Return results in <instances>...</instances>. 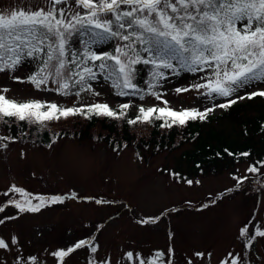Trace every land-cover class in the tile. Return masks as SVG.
<instances>
[{
  "label": "snow or ice",
  "instance_id": "1",
  "mask_svg": "<svg viewBox=\"0 0 264 264\" xmlns=\"http://www.w3.org/2000/svg\"><path fill=\"white\" fill-rule=\"evenodd\" d=\"M13 85L29 86L28 97L12 95ZM257 98L264 99V0H8L0 6V149L26 139L35 144L44 134L42 146L55 151L69 138L66 129L56 126L76 120L108 121L131 130L148 127L163 135L210 123ZM128 139L134 144L135 138ZM108 143L117 157L129 149V142L118 137ZM132 151L143 162L139 146ZM20 154L25 156L23 149ZM223 154L237 164L243 160L244 172L234 169L231 186L209 193L199 204L185 200V209L203 212L251 190L255 204L251 218L238 228L240 250L227 251L218 264H264V253L256 254V245L264 244V157L252 160L250 150L228 148L215 156ZM196 168L204 173L200 164ZM158 171L189 188L203 183L172 169ZM0 195V226L66 201L114 207L117 216L123 208L140 227H158L182 211L173 206L137 216L121 199L81 195L74 187L32 193L12 183ZM7 209L14 214H5ZM84 227L81 238L44 249L46 255H25L19 236L0 235V264H47L48 257L54 264H68L81 251L85 264H212L214 258L212 251L195 249L178 257L169 226L166 250L145 255L129 248L114 260L111 253L101 255L105 224Z\"/></svg>",
  "mask_w": 264,
  "mask_h": 264
},
{
  "label": "rangeland",
  "instance_id": "2",
  "mask_svg": "<svg viewBox=\"0 0 264 264\" xmlns=\"http://www.w3.org/2000/svg\"><path fill=\"white\" fill-rule=\"evenodd\" d=\"M7 3L8 0H0V6ZM19 89L23 92H18ZM12 95L27 98L29 86L13 85ZM230 124L224 121L222 125L227 128ZM61 127L71 128L69 123L56 126L57 129ZM75 127L79 128L77 124ZM98 133L96 130L92 136ZM92 136L71 138L69 134V138L62 141L55 151L46 149L40 141L33 144L31 139L11 143L7 150L0 149V193L12 183L32 193L65 192L74 187L81 195L121 199L136 210L137 216L158 214L162 209L173 206L180 208L181 213L173 214L170 220L158 227H140L131 218L132 214L123 208L117 216L114 207L66 201L63 206H54L41 214H24L0 226V235L5 238L10 234L19 236L25 255H46L44 249L54 250L81 238L86 232V224L98 222L105 224L99 235L101 255L111 253L114 260L129 248L145 255L157 248L166 250L169 226L175 232L178 257L193 249L209 250L214 253L212 264H218L227 251L240 250V242L236 239L238 228L251 218L255 204V194L251 190L246 194L234 193L231 199H225L218 206L203 212L186 210L184 201L199 204L208 198L209 193L231 186L233 181L229 173L236 168L243 173L246 167L244 161L235 163L231 169L189 173L185 171L184 163L182 170L175 166L180 163L183 148L160 147L157 151V148L144 147L140 150L144 160L140 162L133 155L134 144H129V149L117 157L106 138L97 141ZM22 149L25 152L23 158L20 154ZM158 169H172L189 178H199L203 181L202 186L189 188L177 184L166 172ZM3 199L0 195V202ZM261 211L264 212V208ZM5 214H14V210L7 209ZM109 216L112 219H108ZM260 253H264V244L256 245V254ZM85 257L86 253L81 251L68 264H85ZM47 264H54L53 258L48 257Z\"/></svg>",
  "mask_w": 264,
  "mask_h": 264
},
{
  "label": "trees",
  "instance_id": "3",
  "mask_svg": "<svg viewBox=\"0 0 264 264\" xmlns=\"http://www.w3.org/2000/svg\"><path fill=\"white\" fill-rule=\"evenodd\" d=\"M224 121H229L231 124L226 128L222 125ZM67 123L71 126L70 130L66 129L69 134L76 133L78 137L84 135L91 138L92 132L98 130V135L104 136L107 141L112 137H118L123 142L133 144L128 138H135L134 145L139 146V150L144 148L145 141L152 150L158 145L159 148H183L180 163L175 166L182 170L184 163L185 171L189 173L200 172L196 168L197 164L204 168V173L231 169L236 163L233 158L226 154H223L222 157L215 156L216 152L223 153L224 148L234 152L250 150L252 160L264 157V133L260 131V126L264 125V99L259 98L234 106L227 114L216 116L210 123H194L186 130L167 132L163 135L160 130L148 127H140L135 130L117 128L108 121L96 120L94 123H89L76 120ZM75 124L78 125V129ZM56 130L60 129L56 128ZM245 130H247V134H245ZM1 133L3 132L0 131ZM192 136L196 138L192 139ZM38 141L47 143L44 134L40 135Z\"/></svg>",
  "mask_w": 264,
  "mask_h": 264
}]
</instances>
